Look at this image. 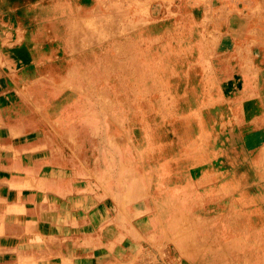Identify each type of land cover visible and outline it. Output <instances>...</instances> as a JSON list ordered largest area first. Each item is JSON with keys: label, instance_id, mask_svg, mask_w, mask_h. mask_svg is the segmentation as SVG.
Here are the masks:
<instances>
[{"label": "rangeland", "instance_id": "rangeland-1", "mask_svg": "<svg viewBox=\"0 0 264 264\" xmlns=\"http://www.w3.org/2000/svg\"><path fill=\"white\" fill-rule=\"evenodd\" d=\"M0 264H264V0H0Z\"/></svg>", "mask_w": 264, "mask_h": 264}, {"label": "crops", "instance_id": "crops-1", "mask_svg": "<svg viewBox=\"0 0 264 264\" xmlns=\"http://www.w3.org/2000/svg\"><path fill=\"white\" fill-rule=\"evenodd\" d=\"M26 248H27V246H23V247L21 248V254H22V256H24V257H26V256L28 255V250H27Z\"/></svg>", "mask_w": 264, "mask_h": 264}]
</instances>
